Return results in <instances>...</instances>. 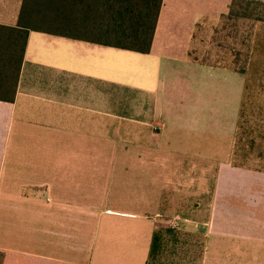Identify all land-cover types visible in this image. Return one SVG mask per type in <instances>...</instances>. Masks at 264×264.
<instances>
[{
    "label": "crops",
    "instance_id": "1",
    "mask_svg": "<svg viewBox=\"0 0 264 264\" xmlns=\"http://www.w3.org/2000/svg\"><path fill=\"white\" fill-rule=\"evenodd\" d=\"M231 1L162 0L140 53L64 35V0H0L27 32L0 264H264V20L245 65L202 42Z\"/></svg>",
    "mask_w": 264,
    "mask_h": 264
},
{
    "label": "trees",
    "instance_id": "2",
    "mask_svg": "<svg viewBox=\"0 0 264 264\" xmlns=\"http://www.w3.org/2000/svg\"><path fill=\"white\" fill-rule=\"evenodd\" d=\"M162 0H64L62 19L73 20L74 27L64 35L86 38L88 41L140 53L151 47ZM261 6L254 15L252 26L264 20V1L232 0L229 12L223 18L231 20L237 15L248 17L250 5ZM247 10V11H246ZM248 15V16H247ZM27 32L0 26V100L11 101ZM248 49L242 65L246 64Z\"/></svg>",
    "mask_w": 264,
    "mask_h": 264
},
{
    "label": "rangeland",
    "instance_id": "3",
    "mask_svg": "<svg viewBox=\"0 0 264 264\" xmlns=\"http://www.w3.org/2000/svg\"><path fill=\"white\" fill-rule=\"evenodd\" d=\"M255 1L263 2L264 0ZM253 9H255L254 14L247 15V18H241L240 15H237L236 18H231V20L221 18L220 21L212 27L214 29L213 33L206 34L202 41L206 44L207 50L219 49L220 52L223 50L226 58L229 57L231 60H236L241 63L247 52L253 23L252 19L254 15L260 12L261 6L252 4L248 7V11H246L251 13ZM205 44L204 48H206Z\"/></svg>",
    "mask_w": 264,
    "mask_h": 264
},
{
    "label": "built area",
    "instance_id": "4",
    "mask_svg": "<svg viewBox=\"0 0 264 264\" xmlns=\"http://www.w3.org/2000/svg\"><path fill=\"white\" fill-rule=\"evenodd\" d=\"M167 220L166 223H168L169 225H171L172 227H178V219H165Z\"/></svg>",
    "mask_w": 264,
    "mask_h": 264
}]
</instances>
